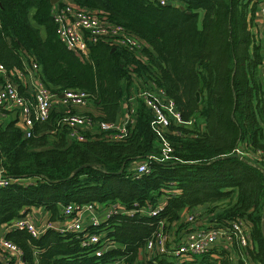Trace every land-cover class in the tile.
<instances>
[{
	"label": "trees",
	"instance_id": "16d2710c",
	"mask_svg": "<svg viewBox=\"0 0 264 264\" xmlns=\"http://www.w3.org/2000/svg\"><path fill=\"white\" fill-rule=\"evenodd\" d=\"M66 1L134 34L143 42L140 56L96 42L82 60L59 42L50 0H0V65L18 93L25 96L27 87L16 73H25L31 59L49 92L88 94L85 107L72 112L114 122L137 82L160 89L182 123L170 121L157 133L142 99L118 140L89 131L81 140L70 138L58 103L45 120L33 122L27 137L13 120L0 123V174L9 179L0 186V232L30 207H43L53 221L67 203L115 204L121 212L82 232L50 227L32 237L12 229L5 238L26 264H105L114 258L123 264H264V163L230 156L239 142L242 151H264L262 59L249 30L260 0H174L178 6L153 0ZM135 162L145 163L147 172L135 175L130 168ZM151 208L157 209L153 215L147 214ZM183 213L221 228L240 222L248 243L240 248L232 241L178 261L145 256V242L158 231L176 241L187 229ZM99 231L114 247L96 256L97 244L80 242L83 232ZM1 255L0 264H13Z\"/></svg>",
	"mask_w": 264,
	"mask_h": 264
},
{
	"label": "built area",
	"instance_id": "2783aa9c",
	"mask_svg": "<svg viewBox=\"0 0 264 264\" xmlns=\"http://www.w3.org/2000/svg\"><path fill=\"white\" fill-rule=\"evenodd\" d=\"M159 5L178 6L174 0H153ZM52 21L56 26V35L65 48L80 59H87L88 47L96 42H104L112 48H122L131 55H140L143 42L124 29L121 25L112 23L99 16L94 11L87 8H78L68 1H61L60 4L53 3L51 8ZM37 64L31 59L27 63L25 73L17 72L18 80L27 87V94L20 95L17 91L16 83L11 80L3 67L0 65V123L4 114L15 111L16 117L13 120L22 135H30L33 122L43 121L48 115L54 103L64 107V114L61 122L68 129L70 138L83 139L82 132H104L112 139H121L125 133V126L132 122L135 104L133 100L142 99L147 107L151 109V123L157 133L168 125L170 121L182 123L179 113L173 108L172 104L165 99L160 89L142 88L137 82L132 85L133 90L126 96V109L117 122L95 120L94 115L72 112L71 109H81L87 103L88 94L83 90L68 89L63 90L58 96L48 91L36 74ZM163 151H168L165 147ZM233 153L241 156H248L249 159L257 163H264V151L254 152L242 151L240 147H235ZM135 175L147 172V166L139 162L134 168ZM9 179L0 174V186H4ZM101 205L84 203L76 205L67 203L60 205V215L67 221L65 225L58 227L60 232L76 231L82 232L83 217L88 221V225L99 224L97 211L103 209ZM103 213L104 220L117 212L120 208L115 204H107ZM157 209H148L147 214L153 215ZM125 213L127 211H124ZM188 222V227L180 233L176 241H172L169 234L158 231L148 239L142 249L145 256L164 255L175 261L190 259L194 256L209 252L214 247L220 245L230 246L232 241L243 248L248 243L247 231L239 222H230L228 228L211 226L202 220L201 226H194L199 221L194 214H187L184 219ZM204 223L206 224L204 226ZM4 231L0 232V251L6 262L9 258L16 260L17 264H26L20 258L21 252L18 247L5 238V233L12 229H25L32 237H37L45 229L50 228L49 221L34 223L26 213L15 218L4 225ZM104 231L83 232V239L80 246L88 247L97 244L94 254L99 256L102 252L113 247L109 239L105 237ZM181 255H186L181 257ZM1 257V258H2ZM105 264H123L120 258L108 260Z\"/></svg>",
	"mask_w": 264,
	"mask_h": 264
},
{
	"label": "crops",
	"instance_id": "0c3cea01",
	"mask_svg": "<svg viewBox=\"0 0 264 264\" xmlns=\"http://www.w3.org/2000/svg\"><path fill=\"white\" fill-rule=\"evenodd\" d=\"M62 1H64V0H62ZM252 1H254V0H252ZM249 30H250V33L254 36L255 43H259V45H260V53H261V59L262 60H261V63L258 67V72H259V77H260V80L262 83V87L264 89V0H260L259 2L255 3L254 10H253V16H252V23L249 27ZM129 90L132 91L133 87L131 86L129 88ZM136 100H138V99H136ZM136 100H133V103L135 104V106H136ZM125 109H126V98L124 96L121 103H120V106H119V112H118L119 118H121L124 115ZM13 112H15V111L13 110L10 113H8L7 115L6 114L3 115L2 121H1L2 125L13 119V117H12ZM7 117H9V120L7 122H5V118H7ZM14 117H16V114L14 115ZM237 146L241 147L242 142H239ZM138 163L139 162L133 163L130 168H132V169L135 168ZM106 205L107 204L102 206V207H104L103 209H100L97 211L98 219L100 222H102L104 220L103 213L105 211L104 209H105ZM59 210H60V207H59ZM25 213L27 214V216H29L31 218V220L34 223H36V225L41 223L42 221H49L51 224V227L57 229L58 227L62 226L63 224L65 225V223H67V221L60 215V212H59L58 218L55 215L54 220L50 221L49 220L50 219L49 212L41 206L34 207V208L30 207L29 210L26 211ZM185 214L186 213H183L182 217L186 216ZM82 222H83L84 227L88 225V221L85 217H83ZM202 224L203 223L201 220V221H198L197 223H195L194 226H197V225L201 226ZM205 225L206 224L204 223V226ZM3 231H4V226L1 227V232H3ZM113 247H114V245H113ZM1 261L4 262L3 257L1 258ZM12 263L17 264L16 260H13V259H12ZM4 264H5V262H4Z\"/></svg>",
	"mask_w": 264,
	"mask_h": 264
},
{
	"label": "water",
	"instance_id": "95a60500",
	"mask_svg": "<svg viewBox=\"0 0 264 264\" xmlns=\"http://www.w3.org/2000/svg\"><path fill=\"white\" fill-rule=\"evenodd\" d=\"M55 1H56V0H50V3H54ZM111 50H113V48H112ZM118 112H119V108H117L116 111H115V116H114V122H115V123H116L117 120H118ZM14 115H15V112L12 113V117H13L12 120H14V118H15ZM230 156L245 161V158H244L243 156L239 155V154L232 153V154H230ZM73 172H75V170H74ZM263 174H264V173H263ZM260 231H261L262 235L264 236V210H263V212H262V214H261V220H260Z\"/></svg>",
	"mask_w": 264,
	"mask_h": 264
},
{
	"label": "rangeland",
	"instance_id": "374dc122",
	"mask_svg": "<svg viewBox=\"0 0 264 264\" xmlns=\"http://www.w3.org/2000/svg\"><path fill=\"white\" fill-rule=\"evenodd\" d=\"M41 35H43V31L41 30ZM140 56V55H139ZM138 56V57H139ZM147 88V87H146ZM9 120V117H7V118H5V122H7ZM34 208V207H33ZM199 221H201V220H199ZM184 256H186V255H181V257H184Z\"/></svg>",
	"mask_w": 264,
	"mask_h": 264
},
{
	"label": "clouds",
	"instance_id": "9594fccd",
	"mask_svg": "<svg viewBox=\"0 0 264 264\" xmlns=\"http://www.w3.org/2000/svg\"><path fill=\"white\" fill-rule=\"evenodd\" d=\"M129 93H130V91H129ZM118 118H119V115H118Z\"/></svg>",
	"mask_w": 264,
	"mask_h": 264
}]
</instances>
